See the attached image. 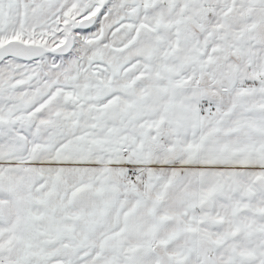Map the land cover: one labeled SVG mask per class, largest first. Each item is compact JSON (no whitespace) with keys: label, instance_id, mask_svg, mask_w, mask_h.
Listing matches in <instances>:
<instances>
[{"label":"snow or ice","instance_id":"obj_1","mask_svg":"<svg viewBox=\"0 0 264 264\" xmlns=\"http://www.w3.org/2000/svg\"><path fill=\"white\" fill-rule=\"evenodd\" d=\"M0 264H264V0H0Z\"/></svg>","mask_w":264,"mask_h":264}]
</instances>
